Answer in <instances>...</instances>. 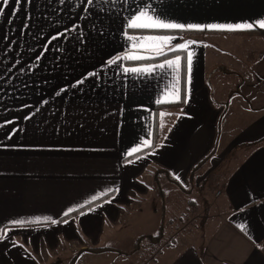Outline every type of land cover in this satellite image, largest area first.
<instances>
[{
    "label": "crops",
    "instance_id": "0c3cea01",
    "mask_svg": "<svg viewBox=\"0 0 264 264\" xmlns=\"http://www.w3.org/2000/svg\"><path fill=\"white\" fill-rule=\"evenodd\" d=\"M145 4L168 22L245 27L127 29V17ZM15 6L10 0L0 14V101L15 107L0 108V228L10 229L0 240V264H55L69 253L78 255L77 264L88 253L99 255L86 249L111 247L109 239L118 238L116 232L152 196L154 185L172 177L182 194L189 185L198 191L229 158V167L219 169L222 180L214 193L222 198L221 214L208 223L201 243L183 242L157 264H264V144L252 147L264 138V101L253 102L264 94V75L253 72L264 60L259 58L264 28L257 23L264 20V0H24L13 14ZM125 32L188 42L190 83L184 61L178 73L157 69L152 76H125L117 65L107 64L130 49ZM210 36L224 46L209 44L205 38ZM247 37L262 51L251 62L243 56L240 63L215 57L220 49L246 51ZM187 51L121 65L159 63L185 57ZM89 73L95 75L76 84ZM174 75L178 91L164 92ZM243 103L252 119L219 144L220 120L232 105L239 110ZM160 114L176 115L163 131ZM8 117L13 123H5ZM145 139L150 146H143ZM134 147L140 150L127 156ZM199 164L203 167L196 169ZM109 188L113 191L81 211L84 215L63 219L68 208L97 202L85 203ZM45 217L59 222L53 225ZM36 218L37 223L9 224Z\"/></svg>",
    "mask_w": 264,
    "mask_h": 264
},
{
    "label": "rangeland",
    "instance_id": "374dc122",
    "mask_svg": "<svg viewBox=\"0 0 264 264\" xmlns=\"http://www.w3.org/2000/svg\"><path fill=\"white\" fill-rule=\"evenodd\" d=\"M215 38L210 36L205 39L209 44L214 42V46L222 48L224 42L215 40ZM259 42L255 41V43ZM263 44L264 41L262 40L259 45L263 46ZM243 45L247 46L248 49L246 51H244L243 47L238 52L233 49H230L231 51L229 52L227 50L221 51L220 49V51L215 53V57L222 58L224 61L226 59L231 62L233 60V62L240 63L242 62L241 56H243V61L250 60L249 62H251V59L261 51L260 47L252 42L251 37L244 38ZM263 57L264 54H261L259 58L262 60ZM263 67L264 60L259 61L254 67L255 70L253 72L256 73L258 71V76H263ZM263 91L261 94L264 93ZM261 101H264V94L253 102L260 103ZM12 103L14 102L0 101V108L7 107L8 109H14V106V108L11 107ZM233 105L232 107L235 111L227 110L226 114H224L225 116L222 117L223 120H220L222 122L219 121L221 123L219 144H224L227 137L231 138L236 128L242 127L244 123L253 117L251 114L249 117L245 115L243 110L245 107L244 103L239 110L234 108ZM174 117L167 118L160 114L159 130L163 131L162 129H167L166 124L170 126V121ZM219 118L217 117L216 119L218 120ZM165 119H167V122L164 121ZM8 122L13 123V118L8 117ZM230 163L231 158L227 159L222 167L215 169V172L211 173L207 185H204V187L202 185L198 191L196 187L190 188L189 185V189L186 190L188 194H185L186 191L182 194L180 185L174 182V180H172L173 183L172 181L170 182L171 179H163L159 186L162 189V196L158 195L160 188H156L154 185L152 188L154 190L153 193L156 195L152 193V196L150 195L146 202L142 203L134 213L130 214L126 226L116 232L117 239H109V244L106 245L115 249L105 253L101 252L99 255L88 253L77 264H157L160 256L171 251L172 248L181 247L187 242H195L198 239L201 243L208 230L206 228L208 223L215 221L218 215L221 214L220 201L222 198L218 199V197L214 196V193L217 191V185L222 180V174L219 173V169L228 168ZM174 177L178 182L182 183L175 174ZM161 226L164 227V236L160 241L151 243L148 239H144L136 247L138 237L157 235L159 231L161 232ZM71 255L74 254L69 253L59 256L55 264H67Z\"/></svg>",
    "mask_w": 264,
    "mask_h": 264
},
{
    "label": "snow or ice",
    "instance_id": "6c2138e0",
    "mask_svg": "<svg viewBox=\"0 0 264 264\" xmlns=\"http://www.w3.org/2000/svg\"><path fill=\"white\" fill-rule=\"evenodd\" d=\"M24 2V0H15V7L13 8V14H15L20 4ZM28 3H31V0H27ZM94 0H87L88 4H92ZM107 2V0H106ZM113 3L116 2V0H112ZM128 0H125V3H127ZM10 3V0H2L0 2V14H3L5 7ZM60 3H64V0H60ZM260 28H264V20L257 21ZM245 27L242 25H195V24H189L184 25L180 23H173L168 22L164 18L160 17L155 13V11L151 8L150 5L145 4L143 7L138 8L134 14L129 15L126 20V28L129 30H139V31H159V30H181V29H196V30H204L207 29H237ZM247 28H252L253 24L246 25ZM61 35L60 33L57 34V36L52 37V39H57ZM124 35L127 37L128 41L130 42V49L126 52L124 55H117L116 57L109 58L106 63L110 65H117V67L120 69V73L127 76L128 74H137V75H148L152 76L155 74L156 70H161L163 74V70L167 69L173 73H178L181 69L182 61H184L186 65V71L189 74L188 81L190 83V74L192 70V63H193V53L191 51H187L189 44L188 42L185 43H177L173 44L172 42L176 39V37L171 35H129L127 32L124 33ZM181 51H187V55L185 57H182L181 55H175L172 58H165L162 62L159 63H150V64H144L139 66H122V61H146V60H157L160 57H167L168 53H177ZM95 75L94 73L87 74L84 78L77 81L76 84H82L84 82V79L87 78V76ZM178 82L177 77L173 76V83L168 84L164 92L167 91H178L175 89V83ZM76 85H73L75 87ZM60 91H64V89H61ZM60 91L56 93V95H60ZM162 100H157V103H162ZM185 102H187L185 100ZM163 115V114H161ZM30 118V117H26ZM10 123V122H5ZM3 125H0L2 127ZM15 131V130H14ZM143 146H150V140L145 139L142 141ZM139 148H132L129 152L126 153L127 156H132L134 153L138 152ZM139 158V157H138ZM131 163V161H129ZM113 189L109 188L104 191H101L95 195H93L90 200L86 201L85 203H92L93 201H96L100 199L103 196L108 195L110 192H112ZM118 191V189H116ZM105 203H110V201H105ZM80 208L84 207V204L79 205ZM76 208H68L64 213L63 216H68L70 213L76 211ZM85 213L81 212L80 215H84ZM45 221H50L51 224L55 225L59 221L56 219H53L51 217H45L43 218ZM40 218H36L35 220H14L9 221V224L11 225H23L26 223H37L39 222ZM68 221L65 220L64 223H67ZM241 230L244 231V226H240ZM10 229L7 227L0 228V240H3L8 237V232ZM13 246L23 247V245H17L15 241H13Z\"/></svg>",
    "mask_w": 264,
    "mask_h": 264
},
{
    "label": "trees",
    "instance_id": "16d2710c",
    "mask_svg": "<svg viewBox=\"0 0 264 264\" xmlns=\"http://www.w3.org/2000/svg\"><path fill=\"white\" fill-rule=\"evenodd\" d=\"M188 33V32H187ZM190 34H193V35H196V34H198L197 32H189ZM262 34H264V32H261ZM177 106H180V103H178V104H168V105H166V106H162V107H165V108H172V107H177ZM264 144V138H262L261 140H259L258 142H256L255 144H253V146H252V144L251 145H248L247 147L249 148V147H254V146H261V145H263ZM142 153V152H141ZM214 153V152H213ZM213 153L209 156V157H207L206 158V160H205V162L210 158V157H212V155H213ZM138 155H140V153L139 154H136L135 156H133V157H136V156H138ZM204 163V162H203ZM201 167H203L202 166V164H199V166H197L196 167V169L198 168V169H200ZM196 172V170L194 171V173ZM171 179V178H170ZM172 180V179H171ZM202 186V185H201ZM104 198H102L101 200H103ZM101 200H98L97 202H94V203H92V204H89L88 206H85V207H83V208H81V209H79V210H77L76 212H73V213H71V214H69L68 216H66L65 218H63V219H66V218H69V217H71V216H73V215H76L77 213H80L81 211H83V210H85V209H88V208H90V207H92L93 205H96V203H98L99 201H101ZM160 230H161V232L159 231V233L157 234V235H153V236H140V237H138L137 238V245H136V247H138L139 245L138 244H140V242L141 241H143L144 239H148L149 241H151V243L152 242H158V241H160V239L164 236V227L163 226H161L160 227ZM110 250H113V248H111V247H94V248H87L86 249V251H90V252H94V253H101V252H106V251H110ZM262 251L264 252V246L262 247ZM76 259H77V254H75V255H73L72 256V258L69 260V262H68V264H75V262H76Z\"/></svg>",
    "mask_w": 264,
    "mask_h": 264
}]
</instances>
